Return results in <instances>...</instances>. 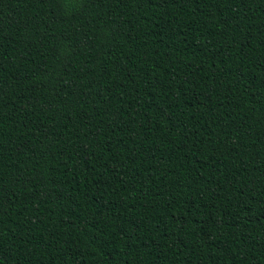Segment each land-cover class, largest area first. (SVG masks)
Returning a JSON list of instances; mask_svg holds the SVG:
<instances>
[{"label":"trees","instance_id":"obj_1","mask_svg":"<svg viewBox=\"0 0 264 264\" xmlns=\"http://www.w3.org/2000/svg\"><path fill=\"white\" fill-rule=\"evenodd\" d=\"M0 264H264V0H0Z\"/></svg>","mask_w":264,"mask_h":264}]
</instances>
